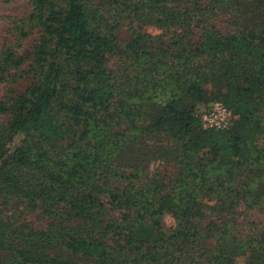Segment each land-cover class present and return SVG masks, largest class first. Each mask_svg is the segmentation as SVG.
I'll use <instances>...</instances> for the list:
<instances>
[{
  "label": "trees",
  "instance_id": "obj_1",
  "mask_svg": "<svg viewBox=\"0 0 264 264\" xmlns=\"http://www.w3.org/2000/svg\"><path fill=\"white\" fill-rule=\"evenodd\" d=\"M29 3L40 31L32 56L0 54L4 81L26 83L0 100V264H200L197 251L207 264H264V231L227 236L264 173V0H210L240 16L234 32H206L196 51L210 66L196 71L150 34L120 38L129 20L180 24L175 0ZM131 60L134 78L122 69ZM209 84L232 113L228 129L202 124ZM133 130L183 149L173 188L140 178ZM37 212L52 221L44 229L23 218Z\"/></svg>",
  "mask_w": 264,
  "mask_h": 264
},
{
  "label": "rangeland",
  "instance_id": "obj_2",
  "mask_svg": "<svg viewBox=\"0 0 264 264\" xmlns=\"http://www.w3.org/2000/svg\"><path fill=\"white\" fill-rule=\"evenodd\" d=\"M176 6L179 8L180 24L170 27L161 25H146L136 22L135 20L126 21L129 27H124L119 32L120 38L126 42L134 30L143 34H150L153 38H158V45L169 51L173 56H183L191 61V68L196 71L198 68H207L210 59L202 57L196 48L200 46L205 38L206 32L213 27L220 30L224 34L234 32L233 17L238 18L240 15H233V10L221 8L210 3V0H175ZM31 6L29 0H0V54L11 49L17 55L29 59L32 56L34 47L40 38V31L36 27V23L31 18ZM256 18L254 24L258 22L260 16L252 14ZM125 22V23H126ZM236 22V20L234 21ZM124 23V24H125ZM243 25L242 23H240ZM250 24V25H254ZM178 61H173L177 63ZM30 60L24 68H27ZM133 61L122 69H129L132 72V78L138 75V71L132 66ZM131 65V67H130ZM111 66L119 68L121 66L117 59L112 60ZM130 67V68H129ZM121 69V70H122ZM198 72V71H197ZM5 78L0 74V100L13 88L14 90L24 89L26 83L24 80L19 81L16 85L4 81ZM125 86V83H122ZM214 86L209 84L206 91L209 97L207 105L201 106L200 113H203L210 104H212L214 96ZM154 107L148 109L152 112ZM5 119L0 118L3 122ZM145 124V123H143ZM133 137H137V143H133L135 148L134 154L140 150V155H134V162L140 166V178L144 176L147 180L156 179L160 184H165L167 188H173V182L179 178L184 169L183 160L185 157L182 148L175 141H171L165 134L155 133L153 136L142 137L138 130L131 132ZM254 146L261 147L262 142L255 141ZM140 145V146H139ZM142 172V173H141ZM141 182L137 181V185ZM244 183V179L241 181ZM24 220L32 224L37 229L46 228L52 221L47 216L40 213H25ZM228 237H235L241 241H245L262 234L264 231V173L262 177L252 186V193L247 203H240L232 211L229 216ZM163 225L166 231H172L177 227V221L171 214L163 216ZM207 253L216 252V244L214 241L209 242L205 246ZM226 252V250H225ZM200 264H207L205 256L200 257L202 252L197 251ZM227 255V254H226ZM79 264H98L96 261L88 258H76ZM238 264H245L244 258H240Z\"/></svg>",
  "mask_w": 264,
  "mask_h": 264
},
{
  "label": "built area",
  "instance_id": "obj_3",
  "mask_svg": "<svg viewBox=\"0 0 264 264\" xmlns=\"http://www.w3.org/2000/svg\"><path fill=\"white\" fill-rule=\"evenodd\" d=\"M232 113L222 103L214 102L201 115V121L205 128L224 130L232 125Z\"/></svg>",
  "mask_w": 264,
  "mask_h": 264
}]
</instances>
